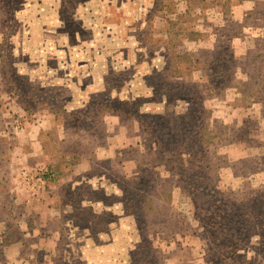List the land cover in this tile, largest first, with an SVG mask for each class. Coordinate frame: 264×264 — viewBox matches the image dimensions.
<instances>
[{
  "label": "rangeland",
  "instance_id": "374dc122",
  "mask_svg": "<svg viewBox=\"0 0 264 264\" xmlns=\"http://www.w3.org/2000/svg\"><path fill=\"white\" fill-rule=\"evenodd\" d=\"M263 82L264 0H0V264H264L159 165L202 89L213 181L263 196Z\"/></svg>",
  "mask_w": 264,
  "mask_h": 264
},
{
  "label": "trees",
  "instance_id": "16d2710c",
  "mask_svg": "<svg viewBox=\"0 0 264 264\" xmlns=\"http://www.w3.org/2000/svg\"><path fill=\"white\" fill-rule=\"evenodd\" d=\"M230 49L228 50L231 51ZM206 52L213 53L216 51L209 49ZM234 59L237 60L236 57ZM224 83L222 82L221 85ZM262 90L263 93L260 96L264 100V86ZM188 99L189 107L185 112L182 114L172 113L161 122L163 127L174 131L171 133V141L167 143L166 147L172 157L180 159L165 158L161 155L159 165H164L169 173L174 174L178 173L179 170L182 171V189L186 191L188 188H195V192L189 196L194 198L193 202L198 211L204 213L206 212L204 208L210 205L216 208L207 211L209 213L204 220L207 227L211 229L208 237L213 240L225 241L230 252H235L240 246V240L251 238L256 231L264 227V190L263 196H257L254 200H244L239 203L219 189L218 183L213 181L211 176L214 173V164L208 159L212 144L207 142L206 138L208 124H206L207 109L203 90L197 88L193 91L189 90ZM46 109L53 116L61 115L52 107ZM79 114L80 111L76 115ZM121 114L119 115L121 116ZM179 130H182V134L176 132ZM181 141H183L182 144H180ZM198 147L200 150H197ZM181 155L188 157L184 158ZM199 156H201L200 161L195 162V158ZM48 177L50 178V175L45 173L44 178ZM202 187H205L204 192L200 191L203 189ZM213 197L214 200H212ZM219 201L223 206L219 205Z\"/></svg>",
  "mask_w": 264,
  "mask_h": 264
}]
</instances>
